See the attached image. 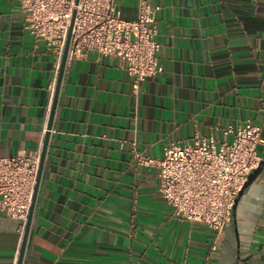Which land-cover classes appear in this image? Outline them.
<instances>
[{"label":"crops","instance_id":"1","mask_svg":"<svg viewBox=\"0 0 264 264\" xmlns=\"http://www.w3.org/2000/svg\"><path fill=\"white\" fill-rule=\"evenodd\" d=\"M147 1L160 8L161 75L135 91L116 58L88 53L66 64L22 264H231L234 232L217 238L177 218L160 194L159 169L134 154L161 158L172 142L197 136L230 141L224 132L246 120L264 139V0ZM116 6L122 19H137L138 0ZM55 62L26 29L20 2L0 0V157L42 150ZM253 189L243 203L250 214L262 207L243 248L257 264L264 185ZM20 227L0 212V264H18Z\"/></svg>","mask_w":264,"mask_h":264},{"label":"built area","instance_id":"2","mask_svg":"<svg viewBox=\"0 0 264 264\" xmlns=\"http://www.w3.org/2000/svg\"><path fill=\"white\" fill-rule=\"evenodd\" d=\"M26 29L36 43L55 53L58 76L74 17L67 62L94 53L116 58L134 89L164 72L159 53L156 15L159 7L139 1L135 21L122 19L116 0H18ZM262 126L253 120L231 126L225 137L197 136L192 143L172 142L161 158L137 152L138 164L156 167L160 194L182 220L201 223L217 238L232 223L235 201L251 172L258 168L264 146ZM41 148L32 154L0 157V212L20 221L24 234L37 182ZM218 249V241L211 251Z\"/></svg>","mask_w":264,"mask_h":264},{"label":"water","instance_id":"3","mask_svg":"<svg viewBox=\"0 0 264 264\" xmlns=\"http://www.w3.org/2000/svg\"><path fill=\"white\" fill-rule=\"evenodd\" d=\"M78 3H79V0H76V5ZM73 22H74V17H73L72 22H71V28H70V31L68 34V38H67L64 54L62 57L59 74H58V80H57V84H56L54 100H53V104H52V108H51V112H50V118H49V122H48V126H47L48 132L45 136V141H44L43 148L41 151L37 182H36V186H35V190H34V194H33V199H32V203H31V207H30L28 221H27L24 236H23V242H22V247H21L20 254H19L18 264L23 263L24 255L26 252V246H27V242H28V238H29V234H30V230H31L33 215H34V211H35L39 187H40L41 178H42L43 169H44V164H45V158H46L48 144H49V140H50V131L52 130V127H53L54 116H55L56 107L58 104V98H59V94H60V90H61V86H62V82H63V78H64V73H65V68H66V64H67V58H68L71 36H72ZM263 168H264V158H263V162H262L261 166L250 173V175L247 178V181L245 182L243 188L241 189V191H240V193H239V195L235 201L234 212H233V222L227 226L226 234H228L229 232H231V233L234 232L233 236H234V239L237 241H239L238 237H239V228H240L238 221L240 222L242 220L241 219L242 214L245 215V217L250 216V211H249L250 208H249V206H246L243 203V199H245V197L250 198V197H253L255 195V190L253 189V187L255 185V180L259 177ZM263 199L264 198L262 197V200ZM244 205H245V207L243 208ZM257 216L259 219L260 214ZM225 252L226 251L224 248L223 255L225 254ZM257 264H264V254H261L258 256Z\"/></svg>","mask_w":264,"mask_h":264},{"label":"flooded vegetation","instance_id":"4","mask_svg":"<svg viewBox=\"0 0 264 264\" xmlns=\"http://www.w3.org/2000/svg\"><path fill=\"white\" fill-rule=\"evenodd\" d=\"M263 158H264V156L263 157L261 156V160L259 162L258 168L261 166V164L263 162ZM256 182L257 183L261 182L264 185V168H263L261 174L259 175V177L255 180V183ZM249 208H251V207L249 206ZM259 208H261V207H259ZM259 208L258 207L255 208L254 211L252 212L253 214L252 213L250 214V216L248 217L250 220H247V221L241 220L240 222L238 221L239 226L244 225L245 228L247 227L248 234H247L246 238L244 239V236L241 233V229L239 228V237H238L239 241H237V240L234 241V246H233L234 249L231 251V254L233 255L231 258V264H253V261L255 259L254 251H249L250 250L249 247L243 248V243L245 242L246 245L251 244V239H252L251 230L254 228V226L258 222V216L257 215H259L258 212L261 210ZM232 222H233V220H232ZM243 249H246V251H244Z\"/></svg>","mask_w":264,"mask_h":264},{"label":"rangeland","instance_id":"5","mask_svg":"<svg viewBox=\"0 0 264 264\" xmlns=\"http://www.w3.org/2000/svg\"><path fill=\"white\" fill-rule=\"evenodd\" d=\"M259 155L263 157L264 156V150L259 148Z\"/></svg>","mask_w":264,"mask_h":264}]
</instances>
